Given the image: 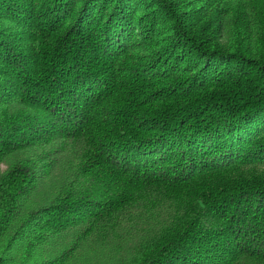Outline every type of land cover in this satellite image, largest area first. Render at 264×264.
Listing matches in <instances>:
<instances>
[{
    "label": "trees",
    "instance_id": "16d2710c",
    "mask_svg": "<svg viewBox=\"0 0 264 264\" xmlns=\"http://www.w3.org/2000/svg\"><path fill=\"white\" fill-rule=\"evenodd\" d=\"M0 264H264V0H0Z\"/></svg>",
    "mask_w": 264,
    "mask_h": 264
}]
</instances>
